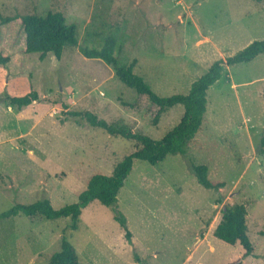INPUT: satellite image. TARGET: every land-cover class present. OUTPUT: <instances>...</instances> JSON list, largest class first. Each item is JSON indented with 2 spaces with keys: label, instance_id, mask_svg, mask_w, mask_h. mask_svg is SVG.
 I'll return each instance as SVG.
<instances>
[{
  "label": "rangeland",
  "instance_id": "374dc122",
  "mask_svg": "<svg viewBox=\"0 0 264 264\" xmlns=\"http://www.w3.org/2000/svg\"><path fill=\"white\" fill-rule=\"evenodd\" d=\"M0 11L46 15L62 11L76 26L78 45L62 57L26 53L21 22L0 29V50L15 56L0 64V213L47 198L54 208L78 201L92 175L111 174L135 150V141L112 136L72 111L129 126L154 139L179 124L184 106L167 109L153 124L156 106L101 59L80 47H101L117 35L122 65L161 96L187 94L191 84L222 57L264 39L263 3L256 0H0ZM9 54V56H12ZM32 89L40 98L22 108L3 102ZM264 54L223 65L208 89L201 130L185 154L159 164L135 160L116 206L92 201L76 229L70 217L23 213L0 218V264H47L61 249L64 230L80 264H227L236 248L213 236L227 203L244 202L254 254L242 264H264ZM135 104L133 108L123 103ZM150 111L149 115L145 112ZM206 165L220 190L202 186L192 165ZM127 218L132 242L115 218Z\"/></svg>",
  "mask_w": 264,
  "mask_h": 264
},
{
  "label": "trees",
  "instance_id": "16d2710c",
  "mask_svg": "<svg viewBox=\"0 0 264 264\" xmlns=\"http://www.w3.org/2000/svg\"><path fill=\"white\" fill-rule=\"evenodd\" d=\"M263 3L264 0H256ZM21 19L24 30L25 52L39 53L40 60H44L49 53H54L57 59L62 57L64 46L78 45L76 26L66 22V16L62 11H49L46 15L35 13H12L5 15L0 11V26L8 24L16 19ZM117 35L110 34L104 39L101 47H80L81 53L93 59H101L114 69L118 79L130 88H134L139 96V102L150 103L157 107L153 117V124L159 123L161 115L176 104L184 106V114L179 124L166 133L160 139H154L142 132H135L129 126L118 122H108L100 119L90 111H72L77 116H82L94 127H100L112 136H121L135 141V150L116 163L111 174L97 173L88 180L87 187L79 194L78 201L54 208L47 198L29 204H15L10 209L0 213V218H8L23 213L29 217L43 215L49 219L70 217L69 228L76 229L79 217L84 208L92 201L98 200L105 206H116L118 194L125 185V181L133 169L135 160H144L152 165L162 162L167 155L185 154L188 146L201 130L205 120L208 103V89L220 79L223 65L247 63L254 60L260 54H264V39L254 40L245 48L232 56L222 57L215 61L208 71L197 78L187 94L177 93L169 96H161L145 81L142 76L134 72L137 59L129 64L122 65L116 56ZM10 61L9 55L0 52V64L6 65ZM264 96V95H263ZM40 98L39 92L32 89L20 96L6 94L3 102L12 108L21 110ZM126 107L133 108L135 104L123 103ZM150 111L145 114L149 115ZM262 152L264 153V137L262 140ZM192 170L197 181L208 189L220 190L225 186L223 181H212L208 177L206 165L193 164ZM248 208L244 202L227 203L222 211L221 218L216 223L213 236L222 242L236 248V252L227 264H242L243 260L254 254V244L248 234L247 223ZM115 218L125 231V236L132 242V232L127 225V218L120 211ZM62 237L61 249L56 251L47 264H80L78 254L65 234Z\"/></svg>",
  "mask_w": 264,
  "mask_h": 264
},
{
  "label": "crops",
  "instance_id": "0c3cea01",
  "mask_svg": "<svg viewBox=\"0 0 264 264\" xmlns=\"http://www.w3.org/2000/svg\"><path fill=\"white\" fill-rule=\"evenodd\" d=\"M21 21V19L19 18V19H16V20H14V21ZM14 21H12V22H14ZM12 22H10V23H12ZM9 24V23H8ZM5 25H7V24H3V25H1L0 26V29H3L4 27H5ZM24 38V35H22V39ZM24 47H26V44H25V40H24ZM0 52L2 53V55H4V56H6V55H9V54H11L12 55V53H10V52H8V50H6L5 48H2L1 50H0ZM14 59H15V56H10V61L5 65L6 67H10L12 64H13V62H14Z\"/></svg>",
  "mask_w": 264,
  "mask_h": 264
}]
</instances>
